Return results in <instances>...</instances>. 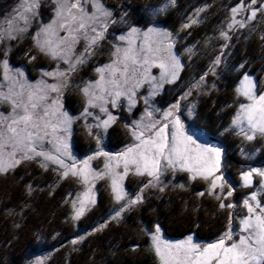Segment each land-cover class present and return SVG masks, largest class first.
<instances>
[{
    "label": "snow or ice",
    "instance_id": "1",
    "mask_svg": "<svg viewBox=\"0 0 264 264\" xmlns=\"http://www.w3.org/2000/svg\"><path fill=\"white\" fill-rule=\"evenodd\" d=\"M168 2L172 6L176 4V0ZM52 3L55 5L52 19L39 27L33 40L40 53L57 61L53 71L42 73V77L55 82L49 83L42 78L31 84L24 79L22 71L14 72L10 68L6 58L0 59L3 70L0 105L7 104L10 108L7 113L0 112V175L15 171L23 163L37 161L45 171L51 168L56 172L60 180L74 179L80 188L74 195L70 193L71 199L66 201L71 204L73 221H79L95 206L96 184L107 180L112 198L119 205L111 220L118 221L123 218V213L144 203L146 190L156 188L164 192L166 173H188L190 180L199 178L207 185L206 191L197 193L198 196H210L217 201L220 210H228L227 224L210 243H197L192 235L178 242H169L162 238L161 227L157 224L154 231L146 233L157 264H264V167L241 170L240 186L256 190L247 192L239 203L229 202L235 188L223 171V150L201 142L188 131L181 118L183 101L194 90L204 89L207 73L167 109L161 111L151 102L165 84H174L180 78L184 67L174 52L176 40L171 32L133 26L127 33L116 37L118 43L112 42L110 61L95 68V81H87L79 88L85 97L81 115L95 121L86 123L85 127L87 134L96 139L97 150L82 160L73 156L68 143L73 118L63 110L62 89L68 86L80 66L96 55L102 42L108 38L110 25L117 21L102 0H52ZM257 3L258 0H239L230 9L226 30H221L220 37L230 40L231 32L245 28L258 13L264 14V2L253 7ZM40 7L41 0H19L13 14L0 21V43L16 40L27 33L39 15ZM203 11L204 8L197 9L182 24V29L200 23L198 17ZM120 22H126L123 16ZM81 41L83 51L77 52L76 46ZM227 46V43L223 45ZM7 55L8 52L4 51L3 56ZM221 56L212 62L209 69L212 74L221 63ZM61 63L67 67L61 68ZM153 68L159 69V76L153 74ZM144 85L150 89L147 96L140 97L145 109L139 120L125 125L132 142L115 154L104 151L100 147V133H106L119 118L110 108L118 109L123 102L131 112L138 104V93ZM235 93L238 107L226 131H232L244 142L264 140V85L245 72ZM194 108L195 105L188 107L189 115L193 114ZM91 109H98L100 115ZM240 151L247 159L254 155L243 147ZM101 157L103 167L97 169L92 161ZM129 175L147 177L134 197L125 191L124 181ZM178 187L185 186L180 184ZM104 227L107 224L93 231H101ZM83 239H74L72 244ZM47 259L37 257L31 264H46Z\"/></svg>",
    "mask_w": 264,
    "mask_h": 264
},
{
    "label": "trees",
    "instance_id": "2",
    "mask_svg": "<svg viewBox=\"0 0 264 264\" xmlns=\"http://www.w3.org/2000/svg\"><path fill=\"white\" fill-rule=\"evenodd\" d=\"M161 1L128 0L123 6L118 3V7L131 9L132 13L124 12L127 18L125 27L121 24L114 28L119 32L131 25L144 27L153 20L170 31L175 32L177 29L178 35L183 37V43L192 45L191 54L182 55L184 67L180 73V83L169 94L175 96V93L187 91L207 73L204 89L194 90L189 96L192 105H195L192 123L209 139L221 144L224 153L223 171L235 188L231 199L238 203L242 195L239 192L241 187L237 185L240 160L236 148L231 149L233 136L230 131H226V127L237 104L235 83L241 72L253 73L258 81L259 73L264 69V39H261L264 36V14L258 13L255 20L250 21L245 28L231 32V39L225 41L220 37V32L226 30L230 9L239 0H176L174 6L171 5L164 14L154 19L147 17L141 9ZM260 1L253 7H258ZM3 2L0 0V7L10 5V0H7V4ZM116 2L104 0L115 12L118 8ZM194 4L205 5L200 23L181 30L179 24L183 14L190 11ZM225 43L228 45L226 48L223 47ZM21 46L28 56L33 55L31 52L35 49L26 40H11L9 52H15ZM217 56H221V63L216 67L215 74H212L209 69ZM46 60V57L38 54L33 63L37 65L36 62H40L37 66L42 67L51 66ZM242 64L244 67L240 68ZM64 101L70 111H75L81 97L75 90H69L65 93ZM220 132L221 135H218ZM83 133L84 130L75 124L73 137L80 141ZM107 133L112 141L110 143L108 138L110 147L121 145L126 138V131L123 134L118 124H113ZM80 144L92 146L84 142ZM75 150L82 152L76 143ZM180 178L185 184L183 191L173 189L170 185L166 188L169 191L163 194L153 189L146 201L132 208L130 214L120 222L100 219L113 206L110 192L106 185L103 186L95 208L87 215V221H79H83L82 228L88 230L98 228L100 224H107V227L71 245L69 241L62 242L70 237L74 229L66 196L68 192L76 190L77 183L72 178L60 180L51 168L45 171L37 162L23 163L15 171L0 175V264H25L29 254L52 248L58 242L52 254L53 259H58L57 264H157L156 256L149 248L148 236L141 230L144 223L149 226L152 221L159 222L164 233L169 236L176 237L192 231L198 239L218 237L225 228L228 210H220L217 201L210 196L197 195L206 189L203 180L196 179L188 183L190 179L183 173ZM139 182L132 175L127 179L126 186L132 190L133 185Z\"/></svg>",
    "mask_w": 264,
    "mask_h": 264
},
{
    "label": "rangeland",
    "instance_id": "3",
    "mask_svg": "<svg viewBox=\"0 0 264 264\" xmlns=\"http://www.w3.org/2000/svg\"><path fill=\"white\" fill-rule=\"evenodd\" d=\"M3 3L7 4V0H3ZM111 2H116V7H118V3H121V6L126 5V3H128V0H109ZM123 3H122V2ZM19 0H10V5L7 7H4V5L2 7H0V21H3L5 18L10 17L13 14V9L17 6ZM102 2L104 3V0H102ZM247 2V0H246ZM260 2H264V0H261ZM259 2V3H260ZM239 3V2H238ZM238 3H236L233 7H235ZM104 5L109 8L110 10H112L113 12V19H115L117 22L115 24L110 25L109 27V33H108V38L102 42V46L100 49H98L96 55L92 56L88 63L80 66L79 70L74 73L71 78H70V83L68 84V86L64 89H62V104H63V110L66 111L68 113V115L70 117L73 118V123H72V128H71V135L69 137V149L72 152L73 156L76 157V159L78 160H82L85 159L87 156L93 154L96 150H97V144H96V139L94 137H90L87 134V130H86V123H94L95 121L93 120L92 117H88V118H84L81 114L84 111L85 108V97L82 95V93L79 91V88L82 87L84 85L85 82L87 81H95L97 79V74L95 72V68L107 64L110 61V52L112 50V42H117L116 41V37L119 36L120 34L123 33H127L130 27H133L135 25H131L128 26L122 30H120L119 32H116V28L114 27H118L121 24L123 25V27H125V23L126 22H120L121 21V17H124V21L127 20L124 12H128V13H132L131 9H124V8H120V6L117 8V11H114V8L107 6L105 3ZM171 5L169 4L168 0H162L161 2L157 3L156 5L153 6H146L144 8H141L144 13L147 15V17H151V18H155L161 14H164V12H166V10L170 7ZM55 7V5L52 3V0H41V7L39 9V15L34 19L31 27L28 29V32L25 33L23 36L18 37V39H16L17 41H27L28 44L35 49L34 51H32L31 53L33 55L28 56V52L22 51L21 48H17L15 50V52L10 53L9 50V46H10V41L11 40H5L4 42L0 43V59H4L6 58L9 62L10 68L15 72L16 70L22 71L24 73V79H26L29 83L31 84H36L39 80H41L42 78L44 80H46L49 83H53L55 81L51 80L48 77H42V73L44 71H53L56 66H57V61H54L52 59H50L48 56L43 55L42 53L39 52V50L35 47L34 44V40H33V36H35L36 32L38 31L39 27L42 24H47L53 17L54 13H53V8ZM205 5L204 4H194L192 6V8L190 9V11H188L187 13L183 14L182 17V21L179 24V27L182 30V24L187 20V18L189 16H193L196 12L197 9L199 8H204ZM161 9H163L161 11ZM123 13V15H122ZM143 13V12H142ZM250 13H244L243 15H249ZM231 15V12H230ZM201 17V13L198 17V19ZM238 19H240L241 17H237ZM138 27L142 30H147L149 27H154V28H158L161 30H166L169 31L173 34V36L175 37L176 40V45L174 48V52L181 58L182 64H183V60H182V55L186 54L187 56L191 54V52L188 51V49H192V45L188 44V43H183V37L178 35V31L177 29L174 31H170L168 28H166L165 26H163L162 24L156 23L153 20L149 21L147 23L146 26H135ZM83 41H81L77 46V52L83 51ZM27 49V48H26ZM4 51L8 52L7 57L3 56ZM38 54L43 55L44 57L47 58L46 62L51 64V66L49 67H42V66H37L38 64H40V62H36L38 63L37 65H35V63H33L35 61V59H32V57L36 58V55L38 57ZM15 60H17V62H15ZM61 68H66L67 66L64 65L63 63L60 64ZM2 68H0V75H2ZM152 72L154 75L159 76V69L158 68H153ZM246 71L241 72L239 78L237 79L236 83H235V88L237 87L239 80L242 78L243 74ZM251 76H253L255 79L256 77L254 76L253 73H249ZM80 79H77V78ZM180 78L174 83V84H165L164 88L161 90L160 94L155 96L154 98H152V104L154 107L160 109L161 111L167 109L169 107V105L173 104L176 102V100L186 91L181 92L180 94L175 93V96H171L169 94V91H174V88L177 87V84H179L180 82ZM258 83L261 85H264V69L261 70V72L259 73V79H258ZM69 90H75L81 97V102L80 104L77 106V109L75 111H70V109L68 107H66L65 105V101H64V96L65 93ZM150 91L149 86L148 85H144V87H142L139 90L138 93V104L135 108L132 109L131 112H129L125 106V104L122 102L121 103V107L118 109H111L110 110L113 112L114 115L118 116V120L116 121L115 124H118V126H121L122 129V133L124 134V131H126V138L124 140V142L121 143V145H111L112 147H110V143H112V141L110 140V136L107 135L108 133L106 132H101L100 133V137H101V145L100 147L103 148L104 151L110 152V153H117L121 150L124 149V147L128 144H130L132 142V138L128 132V130L126 129L125 125L126 124H131L134 120H139L144 109H145V105H144V101L142 98L143 96H147L148 92ZM167 94V95H165ZM53 96H55V93L52 94ZM192 105V101L190 100V98L188 97L187 100L183 101V107H182V115L181 118L185 123L186 128L188 129V131L190 133H192L194 136L198 137L199 140L201 142H206V143H210V144H214L218 147H220L222 149L221 144L217 141V140H212L209 139L204 132L197 127L195 124L192 123L193 121V117L192 115L188 114V107ZM238 107V104H236L235 106V110L232 113L231 119L229 120L228 127H226L227 129L229 128L230 124H231V120L232 117L235 114L236 108ZM8 111H10V108L7 104L4 105H0V112H4L7 113ZM91 111L96 114V115H100L99 110L98 109H91ZM77 124L79 125L83 130L84 133L82 134L80 141L78 139H75L73 137V127L74 125ZM108 131V130H107ZM232 133L233 136V142H232V146L231 149H235L236 154L238 155V159L239 161V171L237 173V178H238V186H240V171L243 169H247L248 167H264V154H262V152H264V140H257L254 142H244L242 141V139L239 136H236L233 134L232 131H230ZM222 132H220L218 135H221ZM107 136V137H106ZM110 143H109V140ZM75 141V142H74ZM80 142L83 144H92V146L88 145V147L86 145H81ZM115 142V141H114ZM75 143L76 145L79 146V148L81 149V153H78L75 150ZM109 144V145H108ZM235 145V146H234ZM114 146V147H113ZM246 149L247 152L249 153H254V155L252 156L251 159H247L246 157L241 155V148ZM223 150V149H222ZM262 151V152H261ZM37 162V161H34ZM39 163V162H37ZM93 165L97 168L100 169L103 167V163H104V159L101 157L99 159H96L94 161H92ZM56 173V172H55ZM185 174L187 176V178L189 179V175L188 173L185 172H179L177 171L175 174H173L172 172H168L166 173V175L163 177L164 182L167 184V186H171L173 189H179L178 191H183L184 188H180L178 187V185L183 184L182 183V179L180 178V174ZM57 175V174H56ZM132 175H129L126 180L124 181V186H125V191L129 193L130 196L134 197L139 191L140 188L142 187V185L146 182L147 177H138L135 176L137 179L140 180V182L137 185H133V189L129 190L126 186V182L127 179H129V177ZM58 177V176H57ZM227 177V176H226ZM199 179V178H198ZM74 180V179H72ZM75 181V180H74ZM258 181V178H257ZM76 182V181H75ZM77 183V182H76ZM188 183H192V181H188ZM77 187L75 188V191H71L67 193V201L71 199L70 197V193L72 195H74L80 188L79 184L77 183ZM107 187V189L110 192L111 198H112V194L111 191L108 187V181L107 180H100L97 182L96 184V200H98V196L100 194V188H102L103 186ZM185 186V184H183ZM241 187V186H240ZM205 188H207V185L205 183ZM153 189L156 188H151L145 191L144 196H145V200L147 198V195L149 193H151V191ZM256 190L255 188L253 189H244V188H240L239 192L242 193V195H240L239 198V202H241L244 197L245 194L249 191H254ZM159 191V190H158ZM166 192L169 190H165ZM206 191V189H205ZM164 192H161V194H163ZM229 202H232V199L229 198ZM238 202V203H239ZM70 204V203H69ZM97 204V203H96ZM95 204V206H96ZM112 207L109 208L108 212L106 215L100 216V219L102 221L104 220H111V216L114 214L115 209H117L119 207V205H117L113 198H112ZM95 206H93L91 208L94 209ZM136 207V206H134ZM133 207V208H134ZM139 207V206H138ZM132 210V209H131ZM131 210L126 211L125 213H123V218L120 220H114L117 222L122 221L128 214H130ZM228 212V211H227ZM89 211L86 213V215L84 217H82L80 220L84 219L83 221L86 222L87 221V215H88ZM71 214H72V209H71V204H70V219H71ZM72 220V219H71ZM83 221H79L80 223H78V221H73L74 224V229L72 230V234L70 235V237L68 239L65 238V240H62L63 243L65 242H70L71 245L72 244V240L74 239H79L80 237H86L89 236L91 234L94 233V227H92L91 229L88 230V228H82V222ZM97 223L99 224V221H97ZM144 223V222H143ZM159 224V222L157 221H152L151 225H147L146 223L143 224V227L141 230H143V233H147L148 231H154L155 230V226ZM226 224H227V219H226ZM225 224V226H226ZM102 225V224H100ZM160 225V224H159ZM161 227V226H160ZM225 229V228H224ZM223 229V231H224ZM222 231V232H223ZM221 232V233H222ZM91 233V234H90ZM220 233V234H221ZM219 234V235H220ZM160 235L162 236L163 239L169 241V242H178L181 240L186 239L187 236L192 235L193 239L195 242L197 243H210L212 241H214L216 238L211 239V240H205V239H198L195 234L191 232H187L184 235H180V236H169L166 235L163 231V229L161 228V233ZM149 240V237H148ZM59 243V242H58ZM58 243L55 244L54 247L52 248H48L47 250H40L37 251L35 253L29 254L25 264H31L32 261H34L37 257H48L46 264H57L58 263V259H53L52 254L54 252V250L56 249V245H58ZM62 243V244H63ZM149 244H150V240H149ZM76 245V244H75ZM57 260V261H56ZM157 260V258H156ZM49 261H51L49 263Z\"/></svg>",
    "mask_w": 264,
    "mask_h": 264
}]
</instances>
